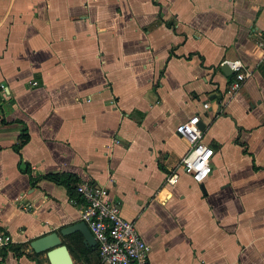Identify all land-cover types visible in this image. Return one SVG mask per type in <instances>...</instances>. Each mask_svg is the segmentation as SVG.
<instances>
[{
	"label": "crops",
	"instance_id": "obj_1",
	"mask_svg": "<svg viewBox=\"0 0 264 264\" xmlns=\"http://www.w3.org/2000/svg\"><path fill=\"white\" fill-rule=\"evenodd\" d=\"M192 113L201 181L177 166ZM52 171L106 186L148 264H264V0H0V264H49L29 240L80 219L64 183L32 182Z\"/></svg>",
	"mask_w": 264,
	"mask_h": 264
},
{
	"label": "built area",
	"instance_id": "obj_2",
	"mask_svg": "<svg viewBox=\"0 0 264 264\" xmlns=\"http://www.w3.org/2000/svg\"><path fill=\"white\" fill-rule=\"evenodd\" d=\"M229 66L234 71V78L227 91L235 88L239 80L249 74L239 60L229 62ZM36 82L35 79L31 80L33 84ZM201 105L207 107L208 102L203 101ZM198 119L199 115L192 113L177 125L178 133L187 143L177 166L187 171L194 180L201 181L210 171L209 157L212 149L201 139ZM175 178L176 172H172L166 180L173 181ZM75 190L80 195L76 202L79 218L86 223L95 239L101 263L148 264L146 242L139 235L133 221L120 214L118 204L110 198L107 187L83 176L78 178ZM10 242V233L0 227V249Z\"/></svg>",
	"mask_w": 264,
	"mask_h": 264
},
{
	"label": "water",
	"instance_id": "obj_3",
	"mask_svg": "<svg viewBox=\"0 0 264 264\" xmlns=\"http://www.w3.org/2000/svg\"><path fill=\"white\" fill-rule=\"evenodd\" d=\"M219 68L226 74L231 72L226 61L219 64ZM199 127H203L204 123L199 119L197 121ZM73 230H78L82 235V242L86 245H93V238L86 223L79 219L70 224L61 226L56 230H49L29 240V247L34 251H44L49 264H74L70 251L65 242L62 241V235Z\"/></svg>",
	"mask_w": 264,
	"mask_h": 264
},
{
	"label": "trees",
	"instance_id": "obj_4",
	"mask_svg": "<svg viewBox=\"0 0 264 264\" xmlns=\"http://www.w3.org/2000/svg\"><path fill=\"white\" fill-rule=\"evenodd\" d=\"M26 139H27V132H26V129L23 128L22 132L20 133L18 137V140L14 143V148L17 150L18 147ZM39 176H45V177L53 179L54 181L64 183L66 185L69 197L75 203L80 199V195L75 190V185L78 180V177L74 173L64 172V171H52V172H47L41 175L36 174L34 175L32 182L35 178H38ZM67 236H68V241L65 243L70 253L73 254V256L80 257V258L81 257L86 258L87 253L90 251H94L96 254H98L96 244L84 245L82 242V236L78 231H73L72 233L67 234ZM62 241L64 242V240ZM11 246L15 253L22 251V249L20 248V245L18 244L16 245L12 244Z\"/></svg>",
	"mask_w": 264,
	"mask_h": 264
},
{
	"label": "rangeland",
	"instance_id": "obj_5",
	"mask_svg": "<svg viewBox=\"0 0 264 264\" xmlns=\"http://www.w3.org/2000/svg\"><path fill=\"white\" fill-rule=\"evenodd\" d=\"M42 258H43V256H42Z\"/></svg>",
	"mask_w": 264,
	"mask_h": 264
}]
</instances>
